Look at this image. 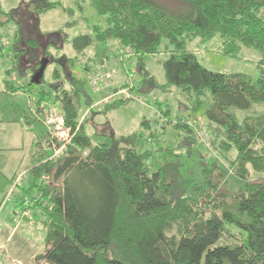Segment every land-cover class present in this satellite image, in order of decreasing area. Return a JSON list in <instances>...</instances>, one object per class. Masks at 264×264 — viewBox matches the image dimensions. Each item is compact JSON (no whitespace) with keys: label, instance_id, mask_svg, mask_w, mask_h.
I'll return each mask as SVG.
<instances>
[{"label":"trees","instance_id":"16d2710c","mask_svg":"<svg viewBox=\"0 0 264 264\" xmlns=\"http://www.w3.org/2000/svg\"><path fill=\"white\" fill-rule=\"evenodd\" d=\"M72 1L66 6L63 0H32L29 11L38 18L54 10L72 17L89 5L106 18L107 28L93 27L91 34L66 38L65 43L77 57L96 45L107 52L112 42L119 43L124 54L134 51L145 93L159 88L144 67L145 59L166 54L163 86L177 89L189 101L196 124L210 97L212 104L202 115L207 130L221 147L227 168L244 183L238 192L223 194L219 179L228 170L212 158L201 164L200 182L186 180L181 156L167 148L157 154L146 150L142 130L121 138L102 132L104 141L95 143L80 119L83 104L89 108L93 100L84 82L67 77L68 88L51 89L62 105L71 142L56 156L48 151L52 141L47 135L33 146L15 213L24 208L25 197L40 199L33 207V217L40 216L45 231V247L38 257L48 264H264V182L252 180L253 173L264 175V70L258 78L214 73L189 50L195 41L207 45L220 38L225 56L238 58L243 48L264 56V0ZM12 20L18 26L9 41L15 44L13 55L9 45L1 44L6 40L1 33ZM24 40L21 23L12 12H4L0 0V60H13L4 73L8 91L19 89L9 79L24 76L19 65L28 50L40 49L37 39L27 40L28 49L22 48ZM34 66L39 70L40 62ZM58 75L55 69L54 78ZM29 87L34 85L30 82ZM45 91H35L41 108L48 102L41 98ZM149 124L144 121L143 130ZM176 126L193 140L195 129ZM160 149L172 159L155 169ZM228 236L233 241L228 242Z\"/></svg>","mask_w":264,"mask_h":264},{"label":"rangeland","instance_id":"374dc122","mask_svg":"<svg viewBox=\"0 0 264 264\" xmlns=\"http://www.w3.org/2000/svg\"><path fill=\"white\" fill-rule=\"evenodd\" d=\"M31 1L32 0H1V4L4 12L7 14L12 12V17L21 23L25 36L24 43L21 47L27 48L26 41L29 39H37V41H39L38 46H40L39 50L33 48L28 50V58L20 62V70L23 74H26V76L23 78V75L14 74L10 78L12 79L15 76V82L11 84L19 87V89L16 91H8L6 89L7 92L15 94L29 88V84L30 82L32 83V78L38 70L34 65L39 62L40 65H42L44 61H48L44 77L41 80V84L43 85H34V87H32L34 94L42 89L47 91L41 96L42 99L48 101L47 105L43 108H41L42 106L39 104L37 105L36 102L39 98L37 94H35L33 97L27 98L26 102H20L24 104L25 107L20 106L19 109H17L18 107H14L25 123L34 124L35 131L40 132L41 138L39 139L37 137V141L34 145H38L43 138H46L45 135H47L49 140L51 139L52 141L50 144L51 149L48 150L51 156L58 152V155H60L65 150V147L69 145L66 141L61 140L57 136H60V131L57 129L58 123L54 121L62 117V105L59 98L57 99L58 96L54 93L53 88L51 89V86L56 87L61 85L62 87L60 88H63V86L68 88L69 85L66 82L67 77L69 79L75 77L78 81L86 84L87 92L93 100V105L89 108L86 107L85 103L83 104L80 119L81 123H83L86 128L87 134L93 138L95 143L104 141V138L99 136L102 135V132L106 135L114 134L115 137L121 138L130 135L132 132L129 131H135L141 128L142 132L144 131L143 137H145V143L147 144L146 150H150L157 154L159 148H167L174 150V153L181 156L185 165L184 172L186 180H190L194 183L200 182L201 179L199 177L203 169L201 164L203 161H208V159L212 158L219 161L228 170V172L219 179L222 193L238 192L240 186H242L244 182L233 170L227 168L229 165L224 163L220 156L222 149L220 146H215L213 143V136L207 130V120L202 117L204 112L212 104L210 97L205 99L206 102L202 112H199V118L196 120L198 123H194V116L191 117L193 113L189 110V106H191L189 101L186 100L184 96H181V92L177 89H169L163 86L166 82L163 67L164 61L168 58L166 54L160 53L145 59L144 67L148 71L150 77L152 76L154 78L159 88L157 90L155 89L152 94L147 93V91L146 93L144 91L142 92L140 90L141 79L134 65V56L130 60L131 64L128 67H124L121 61L122 57L120 56V53L124 54V52L123 50L118 52L116 49L117 45H110L107 51L111 56L114 55L112 59L117 61L118 67L122 70L124 75L123 82L114 79L113 72H111L103 58V54L105 56L107 52L103 50L104 48L102 46L96 45V47L86 50L82 55L75 58L77 54L73 50L72 45L70 43H65L66 38L72 40L81 34H91L93 27L106 29L107 23L105 17L99 15L88 5L83 11V14L79 11H74L72 17L63 11L54 10L40 15L38 18L29 11V4ZM72 2V0H63V4L66 6H71ZM14 22V20L10 21L7 24L8 29L4 30V33H1L3 37H6V40H4L5 42L1 40V44L3 43V46L9 45L7 49L11 55L14 54L15 44L11 45L9 41H11V37L14 39V32L18 27ZM72 22L73 25L67 26L68 23ZM56 34H58V36ZM220 42V38L214 39L207 45H203L200 41H195V43L189 47V50L194 51L201 65L211 72L244 74L253 78H258L261 75L262 70H264V56L261 53L254 49L243 48L238 58L225 56L221 52ZM47 47L49 48V53L45 56L44 52ZM112 49L113 52L110 51ZM107 57L111 59L110 56L107 55ZM7 58L6 61L5 59L0 60L2 62L0 65L1 82H3V77L5 76V69L8 70L12 66V57L8 56ZM97 66H105V69L112 75V79L115 83L113 89H111L112 91L104 90L102 92H93L90 89L89 74ZM126 68L128 74H133L135 76L134 80L129 83H126ZM55 69H58V79L54 78ZM72 70H74L73 74ZM131 85L134 87H130ZM127 86L129 88H127ZM21 87L23 89H21ZM160 87L163 89H160ZM123 89L125 92L122 93V95H117L119 91ZM57 93L60 95L59 91ZM125 93H127V95H125ZM108 98H110V100H108ZM104 102L107 104H103ZM15 103L19 104V99L14 100V104ZM2 106L7 105L3 102ZM145 116L150 122L147 130H143L142 128V119ZM176 125H185L195 129L196 132H194L195 135L193 136L195 139L187 140L189 136L183 135L184 132L182 130L177 131L174 129ZM153 134L155 136H153ZM160 151L162 152L161 156L157 162H154L155 169L162 166L166 160L170 161L172 159L164 149H160ZM85 155H87V153H85ZM230 157L234 159L235 153H232ZM252 180L255 182H264V175L253 173ZM5 185V187L0 188V200L5 196L8 190V195H6L5 198L10 196L11 199L10 201L5 199V203L3 202L0 207V264H48L38 257L42 254L45 247V231L43 230L42 224L38 222L39 219L41 220L40 216L38 219L33 218L31 219L32 221L22 223L19 228L15 227V220L17 217L15 213L20 208L19 201L22 196L21 186H25V181L19 182V186L15 187V189L10 183L8 186L7 184ZM204 210L209 211L208 208ZM6 229L10 234L12 231L15 232L9 241V237L5 236L7 233ZM233 231L238 236V232L234 229ZM231 241L233 240L228 236V242Z\"/></svg>","mask_w":264,"mask_h":264},{"label":"crops","instance_id":"0c3cea01","mask_svg":"<svg viewBox=\"0 0 264 264\" xmlns=\"http://www.w3.org/2000/svg\"><path fill=\"white\" fill-rule=\"evenodd\" d=\"M112 44L117 45L116 49L118 50V52L121 51V46L119 43L112 42L110 45ZM110 51L113 52V49ZM107 55L110 56L111 59L108 58ZM107 55L104 56L103 54V58L107 63L106 65L110 68L111 72H113L114 79L123 82L124 75L122 73V70L118 67L117 61L115 59H112L114 55L111 56L110 54H108V51H107ZM75 58H77V55L75 56ZM113 60H114V64H113ZM73 73L74 70H72V74ZM25 76L26 74H24L23 78ZM14 77L12 79H9L11 83L15 82ZM5 79L7 78L4 76L3 81ZM154 90L155 89L151 88L147 93L152 94ZM33 94L34 93L31 87L27 88L23 92L19 91L18 93L10 94L9 92H7L3 82H1L0 85V188L5 187L6 186L5 184H7L8 186L9 183L13 187L15 185V180L17 179L18 175L20 173L25 172L24 169L27 166L28 157L31 154V150L33 149L34 143L37 141L38 135H40V132L35 131L34 124L25 123V121L21 118V116L17 112V109H19L20 106L25 107V105L21 104L20 102L22 101L26 102L27 98L33 97ZM16 99H19V104L17 103L14 104V100ZM3 102L7 106H2ZM14 107H18V108L15 110ZM144 121H148V118L146 116L142 119V123ZM141 130L142 129L140 128L138 130L135 131L132 130L129 132H132L131 134H134ZM8 191L5 193V196L0 200V207L3 204L6 195H8ZM14 233L15 232L12 231V233L10 234L8 233L7 230L5 236L9 237L8 241L12 238Z\"/></svg>","mask_w":264,"mask_h":264},{"label":"built area","instance_id":"2783aa9c","mask_svg":"<svg viewBox=\"0 0 264 264\" xmlns=\"http://www.w3.org/2000/svg\"><path fill=\"white\" fill-rule=\"evenodd\" d=\"M134 56V52L132 50L127 51L125 54H123L121 57V61L124 65V67L129 66L130 65V60L131 58ZM127 71V75H126V83H129L130 81H133L135 76L133 74H128V70L127 68L125 69ZM90 83H89V87L93 92H102L104 90H111L113 89V86L115 85L114 80L112 79V75L110 74L109 71H107L105 69V66H97L96 68H94V70H92L90 72ZM130 87H134L133 85H131ZM127 88H129L127 86ZM132 89V88H130ZM112 91V90H111ZM124 89L119 91V94L117 95H122V93H124ZM125 95H127V93H125ZM115 97V96H112ZM111 97V98H112ZM108 100H110V98H108ZM137 102H141V101H137ZM103 104H107L106 102H104ZM102 104V105H103ZM56 123H58V127L57 129L60 131V136L57 135L61 140L66 141L68 144L71 142V133H70V129L65 127L64 124V119L63 117H59L58 119H56V121H54ZM51 131V129H50ZM58 153H55L54 156L58 155ZM48 179V178H45ZM27 181V174L26 172L21 173L17 179L15 180V187L19 186V182L21 181ZM12 195V194H11ZM7 201H10V196H7ZM40 199L38 197H25V206L24 208L18 212L16 220H15V227L19 228L20 225L26 221H32L31 219H33V215H34V203L38 202ZM5 203V200H4Z\"/></svg>","mask_w":264,"mask_h":264},{"label":"water","instance_id":"95a60500","mask_svg":"<svg viewBox=\"0 0 264 264\" xmlns=\"http://www.w3.org/2000/svg\"><path fill=\"white\" fill-rule=\"evenodd\" d=\"M48 61H44L40 67V69L34 74V77L32 78V84L36 86L41 85V80L44 77L46 68H47Z\"/></svg>","mask_w":264,"mask_h":264}]
</instances>
